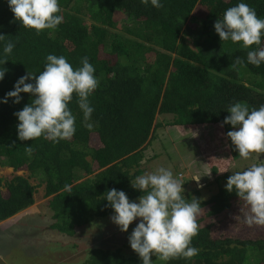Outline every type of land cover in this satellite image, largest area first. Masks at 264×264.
Wrapping results in <instances>:
<instances>
[{
	"label": "trees",
	"instance_id": "trees-1",
	"mask_svg": "<svg viewBox=\"0 0 264 264\" xmlns=\"http://www.w3.org/2000/svg\"><path fill=\"white\" fill-rule=\"evenodd\" d=\"M161 2L164 7L156 9L140 0H59L63 22L56 30L36 35L14 19L7 0H0V34L5 35L0 56L4 43L15 44L8 61L0 64V69L8 70L0 81V99L28 72L39 75L49 54L66 57L74 69L82 66V57H88L99 81L89 97L95 109L90 121L93 129L84 127L74 96L68 106L76 117V133L71 140L56 144L43 138L18 139L19 121L14 113L31 102V94L22 93L20 104L12 99L0 103V169L13 170L5 176L0 173V222L12 216L7 223L16 220L15 214L31 207L43 187L44 206L53 218L49 228L70 236L78 234L79 228L98 226L100 231V219L114 214L104 200L106 191L123 190L130 201L143 195L131 181L160 157L155 146L160 130L186 134L214 127L215 140L207 138L200 145L205 160L225 149L230 161L240 158L227 137L235 129L222 123L233 103H245L250 109L264 105V64H248L250 49L231 41L223 43L214 24L240 2L264 19V0ZM237 58L244 63L234 64ZM230 161L221 170L212 162L215 179L184 193L190 202L206 186L217 185L210 197L199 200L198 234L191 245L199 249L198 255L190 261H162L153 256V264H264V233L239 232L248 225L241 208L244 212L248 208L225 188L234 171L249 165L230 171ZM175 175L183 187L191 181L184 173ZM229 217L236 218L238 225L225 230ZM6 228L0 227V234ZM88 254L83 264H142L139 255L120 247L97 246Z\"/></svg>",
	"mask_w": 264,
	"mask_h": 264
},
{
	"label": "clouds",
	"instance_id": "clouds-1",
	"mask_svg": "<svg viewBox=\"0 0 264 264\" xmlns=\"http://www.w3.org/2000/svg\"><path fill=\"white\" fill-rule=\"evenodd\" d=\"M140 2L146 6L150 3L156 9L164 7L161 0ZM7 4L14 19L23 28L35 30L36 35L44 30H56L64 19L60 14L59 0H7ZM214 29L223 43L231 41L250 49L247 52L248 64L256 67L264 64V46H261L264 19L259 18L248 4L240 2L228 8L215 22ZM4 40L5 35L0 34V42ZM253 45L256 47L252 48ZM14 47L12 41L4 43L0 64L5 65ZM45 59L39 75L28 72L17 80L14 90L0 99V103L7 104L12 99L13 103L20 104L22 93L33 97L22 110L14 113L19 121L16 127L20 141L43 138L56 144L71 140L77 130L76 117L68 105L74 96L83 113L84 127L93 129L90 121L95 109L89 97L97 89L99 81L88 57H82V66L75 69L62 55L49 54ZM243 63L240 58L234 62ZM7 71L6 68L0 69V81L4 80ZM227 112L230 115L225 117L222 126L229 124L235 129L227 133L234 150L243 159H249L255 153L261 162L253 163L243 171H234L228 177L225 188L229 193L235 192L245 202L248 211L244 212L241 208V212L246 224L264 226V160L260 159V155L264 154V105L250 109L247 104L236 102L227 108ZM26 151L30 153L31 147L28 146ZM228 154L231 158L229 151ZM131 183L134 189L143 193L138 202L130 201L123 190L115 188L106 191L103 197L113 210L112 222L121 232L127 233L129 226L139 218L128 239L142 264H153V256L162 261L179 258L190 261L198 255L199 249L191 245L193 237L198 234L197 217L201 214V204L196 198L189 202L184 196V183L163 166L154 172L136 176Z\"/></svg>",
	"mask_w": 264,
	"mask_h": 264
},
{
	"label": "rangeland",
	"instance_id": "rangeland-1",
	"mask_svg": "<svg viewBox=\"0 0 264 264\" xmlns=\"http://www.w3.org/2000/svg\"><path fill=\"white\" fill-rule=\"evenodd\" d=\"M164 119L169 120L170 118ZM213 128L206 126L188 131L186 134H180L177 131L168 132L170 129L163 130L164 132L160 130V141L155 143L160 157L150 161L151 168L148 165L149 169L145 173L154 172L159 168V163H162L163 167L169 168L175 177L178 172L184 173L185 178L191 179L187 186H184V193L194 190L197 184L203 187L205 183L212 182L215 175L211 170V161L221 170V167L228 165V159H231L227 150L224 152L215 151L214 160H205L200 152V145L205 143L207 138L211 141L215 139ZM260 159L264 160V154L260 155ZM259 162L261 161L257 159V154L253 153L249 159H232L228 168L233 171ZM12 172L10 167H1L0 169V173L4 176ZM200 177L199 181L193 180ZM33 182L35 183L34 180ZM39 190L35 195V203L15 214L18 215L16 220H12L9 224L0 222L1 228L9 225L6 228L7 231L4 230L5 232L0 234V264H83L89 256V249L97 246L108 249L120 247L126 253L138 255L131 249L128 237L139 222V218L129 226L127 233L121 232L119 227L112 222V214L105 219H100L98 225H102L103 228H100V231L96 230L99 228L98 226L79 228L78 234L70 236L49 228L53 218L50 210L44 206L46 198L43 187ZM201 191L202 195L195 198L205 200L217 191V185L212 183ZM134 201L138 202V200ZM227 221L225 230H231V227L238 225L236 218L229 217ZM240 230L239 232L244 235L256 236L264 233V226L253 224L243 226Z\"/></svg>",
	"mask_w": 264,
	"mask_h": 264
},
{
	"label": "crops",
	"instance_id": "crops-1",
	"mask_svg": "<svg viewBox=\"0 0 264 264\" xmlns=\"http://www.w3.org/2000/svg\"><path fill=\"white\" fill-rule=\"evenodd\" d=\"M13 218V217H12ZM12 218H10L9 220H11ZM9 220H5V221H2V222H4L5 224H7V221H9ZM8 225H5V228L7 227ZM5 232V231H4Z\"/></svg>",
	"mask_w": 264,
	"mask_h": 264
}]
</instances>
